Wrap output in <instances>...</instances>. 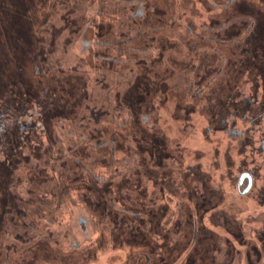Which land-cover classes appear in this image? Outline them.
<instances>
[{"label":"flooded vegetation","instance_id":"flooded-vegetation-1","mask_svg":"<svg viewBox=\"0 0 264 264\" xmlns=\"http://www.w3.org/2000/svg\"><path fill=\"white\" fill-rule=\"evenodd\" d=\"M53 9L0 61V264H75L125 225L131 264H264V7Z\"/></svg>","mask_w":264,"mask_h":264},{"label":"rangeland","instance_id":"rangeland-1","mask_svg":"<svg viewBox=\"0 0 264 264\" xmlns=\"http://www.w3.org/2000/svg\"><path fill=\"white\" fill-rule=\"evenodd\" d=\"M8 1L9 0H0V8H2L3 6V8L13 9ZM25 1L26 2L22 4V7L17 8L18 16H19L17 21L20 23L29 22V24L31 23L33 29L39 30L44 25L48 17H50V15L53 14V10H54L53 8L55 6L58 7V11H59L58 15L61 14L60 16H62L64 12L61 10V8L65 7L67 0H25ZM250 1L252 2L253 5H256L257 7L259 6L264 7L263 4L264 2H260V0H250ZM57 2H60V4ZM54 15H57L55 14V11L53 16ZM111 21L112 20L105 17L104 19L102 18L100 20L99 19L96 20L95 23H97L98 25L103 24L105 27H107ZM60 24H62V21H60ZM2 27H6V25L2 21H0V29ZM97 27L98 26H93L92 28L97 29ZM32 28L30 29L32 30ZM1 35L2 34L0 33V36ZM77 51H78L77 49H74L72 53L77 54ZM236 211H239L238 207L236 208ZM241 214H243L245 218L247 213H241ZM130 232H131L130 227L126 225L122 226V228L121 227L118 228V243H117L114 240L113 235L108 230L105 238L106 241L104 243H101V246L99 245L100 248H98L97 247L98 244L96 246V242H94L95 244L87 243L85 248H83L82 250L76 249L75 250L76 255L75 257H72L74 263L75 264H131L133 260L132 258L134 256H137V252L141 250V247L139 245H141L142 242H139L140 244L136 245L134 243V240L132 239V236H134V234ZM135 236L140 237L137 235ZM252 237L254 238V236ZM88 248L90 252L87 253ZM58 262L59 263H53L43 260L39 264H60V260ZM27 264H35V261L32 258H30L28 259Z\"/></svg>","mask_w":264,"mask_h":264},{"label":"trees","instance_id":"trees-1","mask_svg":"<svg viewBox=\"0 0 264 264\" xmlns=\"http://www.w3.org/2000/svg\"><path fill=\"white\" fill-rule=\"evenodd\" d=\"M10 5L12 6L13 9L11 8H0V21H2L6 27H2L0 29V33L2 34L0 36V61L8 59V44L10 43V39H15L17 40L16 34L12 35L11 32H9V28L11 27L12 24H18V21L15 16L14 12H18L17 8L22 7V4H24L26 1L25 0H9L8 1ZM7 4V3H6ZM14 33H16L14 31ZM9 34H11V37L8 38ZM5 37V38H4ZM13 39V40H14Z\"/></svg>","mask_w":264,"mask_h":264}]
</instances>
